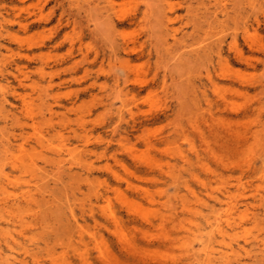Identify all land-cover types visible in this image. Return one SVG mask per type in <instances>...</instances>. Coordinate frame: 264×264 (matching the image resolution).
<instances>
[{
  "label": "rangeland",
  "instance_id": "rangeland-1",
  "mask_svg": "<svg viewBox=\"0 0 264 264\" xmlns=\"http://www.w3.org/2000/svg\"><path fill=\"white\" fill-rule=\"evenodd\" d=\"M108 1L117 5L107 14ZM149 1L0 0V51L6 59L0 66L3 70L0 80L6 88L3 96L8 100L5 103L0 96V128H7L3 122L6 114L20 116V99L13 95V89L22 93L36 111L51 106L54 113L51 124L62 134V138L52 139L57 143L63 141L65 151L67 148L71 151L64 159L69 162L65 168L73 167L72 178L84 179L88 172L80 167L92 162L90 171L94 181L116 184L117 180L109 173L114 170L149 191L153 203L137 192L126 190L122 183L123 191L147 214L162 216L159 224L162 229L148 228L133 223L121 212L122 226L129 235L135 234L142 245L145 240L140 231H147L154 238L162 232L175 239L182 236L178 227L188 221V215H183L179 207L182 198L208 217L209 208L202 206V202L212 205L211 190L218 194L228 186L236 201L243 197L247 202L252 217L262 208L258 202L264 189L261 187L264 186V163L261 162L264 146L250 133L257 130L258 135L263 134L259 137L264 142V50L257 49L260 42L264 46V3L257 8L262 9V14H258L260 24L250 21L253 25L250 33L258 30L259 35L254 44L250 46L242 35L236 37L242 57L229 47L232 37L226 32L222 50L214 49L207 61L197 60L194 54L217 43V30L210 29L201 39L191 38L192 14L184 9L176 15L185 18L172 25L178 30L176 38L183 42L172 44L168 57L156 54L147 40L154 12L147 5ZM177 1L188 0H174ZM223 1L222 4L231 5L229 0ZM193 5L196 7V3ZM118 14L134 15L136 22L110 27V19L116 22ZM123 42L136 51L151 49L152 55L127 56L120 49ZM169 42L173 41L169 39ZM170 51L174 57L169 55ZM16 62L21 72L14 69ZM5 68L25 77L24 84L19 85ZM230 68L238 71L246 84L226 77ZM207 70L211 82L207 79ZM117 77L121 78L119 83L115 81ZM135 80L145 83L137 85ZM120 90L127 95L121 96ZM120 112L122 120L118 119ZM80 113L85 114L83 127L75 122L67 124ZM40 125L46 132L49 130ZM243 134L250 139L240 148L235 140ZM140 160L154 162V170L146 168ZM246 160L260 170L259 175L248 179L232 167ZM46 170L47 187L55 200L60 199L56 202L57 210L68 200L75 201L72 205L75 216L87 233L102 235L119 264H139L119 252L107 231L111 224L97 209L95 219L91 216L88 199L92 189L82 185L78 190L75 183L61 188L58 185L60 181L68 182V173L58 175L52 167ZM238 176H241L240 182ZM187 186L194 191V197L185 190ZM163 201H166L164 205L158 204ZM259 223L249 225L251 234L259 232L264 236V225ZM66 231L65 227L59 231L64 242L68 239ZM84 241L89 242L87 234ZM178 245L164 247L156 242L144 252L147 263L154 264L155 259L164 261L176 254ZM231 245L237 249L236 242ZM73 250L77 251L76 247L58 251L60 263L81 264ZM45 261L48 260L44 256L42 264H50ZM249 261L241 252L239 261L232 264H250Z\"/></svg>",
  "mask_w": 264,
  "mask_h": 264
},
{
  "label": "bare ground",
  "instance_id": "bare-ground-1",
  "mask_svg": "<svg viewBox=\"0 0 264 264\" xmlns=\"http://www.w3.org/2000/svg\"><path fill=\"white\" fill-rule=\"evenodd\" d=\"M263 1L229 0L231 5L228 6L226 3L222 4L223 0H188L187 2L151 0L147 2V5L154 9V12L149 22L147 40L151 42L157 55L163 53L168 57L169 48L176 43L183 42L182 39L176 38L178 30L174 29L172 25L185 18L176 15L179 10L184 9L187 14H192L191 38L201 39L207 35L210 29L217 30L219 38L217 43L196 50L194 55L197 60L205 58L209 61V55L214 49L220 52L225 42L224 34L226 32L229 33V37H232V42L228 44L229 47L235 49V55L242 57V52L236 46V37L242 35L250 46L254 44L259 35L258 30L250 33V28L253 27L250 21L253 20L260 24L259 15L262 14V9L260 11L257 8L262 6ZM193 3H196V7ZM116 5L114 1H108L107 14L109 9H113ZM115 18L116 22L110 19L108 23L112 28L125 22L132 24L136 22L134 15L128 17L118 14L115 15ZM231 30L233 31L230 32ZM169 39L173 41L171 44ZM128 46V43L123 42L120 48L121 52L127 56L141 54L150 57L152 55L151 49L146 52L136 51ZM257 49L264 50L262 42L258 44ZM170 54L172 57L175 56L171 51ZM4 61L6 62V59L0 51V66ZM14 69L19 72L22 70L18 62L15 63ZM0 71L3 70L0 68ZM4 71H7L9 76H14L19 85L24 84L25 77L15 75L7 68ZM207 76L208 81L211 82L208 70ZM225 76L246 84V81L240 77L241 74L231 68L228 75ZM6 79L7 77H5ZM119 80L121 78L117 77L115 81L119 83ZM126 80L127 78L123 80V83ZM134 83L141 85L145 82L135 80ZM6 87L8 88V86ZM5 89L0 80V96L2 95V100L6 103L8 100L6 96H3L6 94ZM120 94L126 96L127 92L120 90ZM13 95L20 99V116L6 114L3 117V122L7 128L5 130L0 128V264H42L44 256L48 260L45 262L50 264H71L60 263L58 252H64L70 246L76 247L77 251L73 250V254L79 256L81 264H96L97 262L119 264L106 239L102 235L96 236L95 233H87L79 224L72 207L75 201L68 200L66 205L64 203V207L57 210L56 202L60 199L56 198L57 200H55L45 181L48 176L46 170L48 167L54 168L58 175L68 173V182L60 181L58 185L61 188L75 183L78 190L82 189V185L92 189L88 199V210L91 216L95 219L94 210L97 209L101 217L111 224L112 227L107 231L112 236L119 252L126 258L140 262L139 264L151 263H147L148 260L144 252H148L156 242L164 247L179 245L176 254L164 258V261L155 259L154 264H232L234 261H239L241 252L250 260V264H264L263 233L251 234L252 226L249 227V225H257L259 222L264 225V189L262 194H259L258 202V206L260 205L262 208L252 217H250L252 213H250L247 202L242 199L243 197L236 201L228 186L223 187L218 194H214V190H211L212 205L208 206L206 202H202V206L209 208L208 217L203 214L202 210H197L194 205L191 206L184 201L182 195H178L177 197L182 198L179 205L181 212L183 215H188V221L186 219L187 222L178 227L182 236L175 239L169 237L168 233L162 232L159 237L154 238L149 235V232L140 231L145 240V245H142L135 239V234L129 235L122 226L121 212H125L133 223L144 224L148 228L160 227L162 216L147 214L139 203L129 197L126 191H123L122 183L126 190L137 192L153 203L149 191L142 186H137L131 177L127 175L124 177L120 173L110 170L108 166L106 167L111 171L110 175L117 180V183L109 185L105 182L94 181L91 179L90 171L92 162L86 163V167H80L81 170L87 169L88 173L84 179L72 178L73 167L65 168L69 162L64 159L66 155L71 154V151L68 148L65 151L63 141L57 143L52 139L57 136L62 138V134L59 131L56 132L55 125L51 124L54 115L53 108L48 106L44 110L36 111L22 93L13 89ZM12 107L17 111L16 106L12 105ZM84 116V113H80L74 120H68L67 124L75 122L83 127ZM118 119H123L122 112L119 113ZM40 124L49 130L46 132L41 129ZM250 133L253 139L264 146V142L260 138L263 137V134L258 135L257 130ZM249 139L247 134H243L242 137L235 140V144L241 148L248 144ZM87 142L88 140L85 141V143ZM91 154L95 155L96 153ZM140 161L146 168L154 170V162ZM261 162L264 163V154L261 155ZM232 167L248 179L260 174V170L250 160L238 162ZM78 176L82 177L81 174ZM240 177L237 178L238 182H240ZM260 179H263L262 175ZM261 187L264 188V186ZM185 190L194 197L195 193L190 187H185ZM165 203L166 201L158 202L159 205ZM78 204H81L80 200H78ZM238 205L244 209L240 210ZM254 207L256 208V206ZM64 227L67 229L65 233L68 238L67 242L62 240L63 236L59 233L60 228ZM259 230L261 229L259 228ZM86 234L89 242L84 241ZM233 241L236 242L237 249L232 247L231 242Z\"/></svg>",
  "mask_w": 264,
  "mask_h": 264
}]
</instances>
